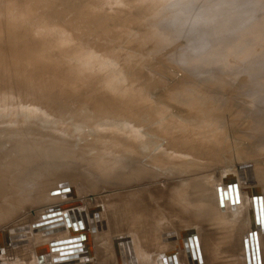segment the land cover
Here are the masks:
<instances>
[{"label": "bare ground", "instance_id": "6f19581e", "mask_svg": "<svg viewBox=\"0 0 264 264\" xmlns=\"http://www.w3.org/2000/svg\"><path fill=\"white\" fill-rule=\"evenodd\" d=\"M243 1L242 4L239 2L241 5L238 3L239 7L231 0L212 2L219 9L228 4L235 6L222 9L217 15L222 19L232 18L228 23L229 29L219 33L212 43L188 37L183 47L191 55L204 54L207 58L214 55L219 61L192 59V65H188L193 69L188 71H191L190 75L197 74V81L190 79L197 84L190 82L187 86L183 83L184 86L179 81L173 87L162 90V86L157 84L148 89L153 83H143L146 85L143 89L148 91L137 93L134 102L137 104L133 105L137 125L127 128L123 123L124 128H91L88 131L93 134L81 139L84 136L82 131V135L77 134L75 140L69 138L67 144L54 135L50 136L53 133L51 126L50 134L47 128V131L44 128H0V245L8 238V228L30 224L34 215L59 209L84 208L88 212L89 224L75 236H82V243L87 246L91 258L89 264H160L161 258L171 253L178 254L177 264H189V260L183 258L185 244L182 242L183 233L188 228L195 229L201 264H246L243 240L253 231H256L260 264H264V82L253 84L258 80L257 76L264 81V66H261L264 64L261 61L264 59V0ZM125 2L121 1L119 5L127 7ZM186 4L205 7L203 3L192 0L179 3L178 7L185 8ZM50 6L34 7L38 12L35 13V10L32 18L23 19L18 15L22 17L19 23L15 20L18 17L13 19L20 24V31L27 33L30 24L56 13L58 9L50 10ZM46 8L47 12H42ZM18 10L17 13H20ZM22 11L21 15L25 13L23 11L22 14ZM93 12L90 14L94 16ZM8 14L5 16L8 17ZM56 15L58 23L49 34L65 28L78 30V26L86 25L82 18L79 20L80 15L77 22L64 12ZM202 21H214V18L206 16ZM8 22L10 25L11 22ZM243 22L244 28L235 31L234 28H240ZM247 31L254 38L239 36V33L234 35ZM37 33L42 34L41 31ZM197 43L216 48L194 47ZM119 55L122 61L139 57L138 52H131L129 48ZM230 58L233 60L229 62ZM27 59V66L30 60L34 64L30 67L36 69L32 72L36 79L40 78L44 66L50 64V61L41 63L33 57ZM240 66L244 72H255V67L258 70L255 80L249 82L248 77L242 80L244 74L240 80L237 76L242 71ZM185 89L189 94L187 92L186 97L183 94L184 102L179 101L180 105L175 109L169 107L172 101H167V96H174V92L180 91L182 96ZM242 89L248 90L245 95ZM171 90L175 91L170 95L168 92ZM49 146L58 148H47ZM7 152L8 156L2 155ZM249 162H253L252 168H248ZM229 163L238 167L217 170V167L222 169ZM176 164H196L200 172L193 177L184 174L187 177L183 179L178 172L173 174V171H179L178 168L174 170ZM188 168L191 169L190 166ZM230 172L236 176V190L226 192L220 205L217 188L220 187L222 192L227 189L226 181L234 178ZM66 187L71 188L69 194L50 196L53 190ZM53 205L57 206L55 210L46 209ZM70 219L69 223H75L72 214ZM221 225L233 229V234L226 241L225 236L223 241H219V234L213 230ZM172 231L175 232V240L167 242L165 234ZM28 233L31 234V231ZM67 236L41 238L39 234H34L33 241L26 245L4 250L0 264H38V259L42 264L40 254L38 259L36 257L39 247ZM186 246L190 252L188 244ZM190 246L191 252H194L192 257L196 259L195 248L191 243ZM43 258L45 264H58V254L48 253Z\"/></svg>", "mask_w": 264, "mask_h": 264}, {"label": "rangeland", "instance_id": "374dc122", "mask_svg": "<svg viewBox=\"0 0 264 264\" xmlns=\"http://www.w3.org/2000/svg\"><path fill=\"white\" fill-rule=\"evenodd\" d=\"M11 1L0 0V14L3 12L0 16V22L2 18L5 20L2 22L5 26L0 23V128H25L27 130H29V128H47L49 134L51 130L53 132L50 136L54 135L58 137L60 140L65 141L64 144H67L70 139L73 140L74 138L75 140V137H77L76 135L80 134V132L82 133V131L84 136L80 138L85 139L88 134H93V132L88 131L91 128H124L122 125L123 123L127 125V128H131L135 126V124L137 125L136 108L133 110V107H135L133 105L137 104L134 103L135 100H137V93H143V91L146 92L148 89H153V86H156V84L159 85V87L162 86V90L173 87L177 83H180L179 81H181L182 85L187 83V86H190L189 84L191 83L195 84L196 82L193 83V81H197V74L193 76L190 75L191 71H188L192 65V59L194 58V61H207L210 59L214 61L219 60L217 59L218 57L215 58L214 55H211L210 58H207L204 54L191 55V53L184 49V42L188 37L189 39L191 37L192 40L197 41H215L214 39L218 38L216 36L219 35V33L226 32V30L229 29L228 23L232 20V18L222 19L221 17H217V15L222 9L227 10L235 6L239 7L244 2L243 0H231L232 3L238 4L241 2V4L239 3L240 5L233 6L231 3L232 5L228 4V6L225 5V7L221 6L222 8L219 9L218 6L214 7L212 5V2L215 0H192L196 3H203V5H205L204 8H198L197 4L193 6L187 5L188 3L185 8L178 7L179 3H186L188 0H164L163 3L161 2L163 0ZM121 1H126L127 7H121L119 5ZM36 5H44L47 7L51 5L49 7L50 10L52 9L54 11L56 8L58 10L55 14L40 18L32 25L30 24L31 26L29 25L27 33L21 32L20 24H16L15 22L17 21L15 20H18L17 23H19L22 17L23 19L34 17V11L36 10V13L38 9L42 8ZM20 9L25 12L21 10L24 16L21 15ZM29 9L32 10L31 14ZM214 9L217 10L215 11ZM3 10H7L6 13H9L8 15L10 18L9 16L6 17L7 14ZM16 10L20 13H17ZM43 10L42 12H47V8ZM92 10H94V12L96 11L95 13L93 12V14H95L94 16L92 13L90 14ZM27 11H29V15ZM97 11L99 12L97 13ZM58 12H64L66 15L69 14V16L74 18V22L78 21L80 15L79 20L82 18L81 21L86 25L84 27L78 26V28H80L78 30L65 28L56 33L49 34L58 23L56 20V14ZM26 13L27 16L25 17ZM18 15L22 17L20 18ZM85 15L91 17L88 16L87 19ZM206 16L213 17L214 21H202ZM14 17H18L19 19H15ZM177 18L179 20H177ZM10 19L14 21L15 24H13ZM8 21L11 22L10 25ZM173 24L176 25L174 26ZM244 24V22L241 23V27L238 29L234 28L235 31L244 28ZM170 26L174 27L171 28ZM10 30H13L12 33L6 35ZM38 31H41L42 34H38ZM237 33L240 34L239 36L243 35L250 39L254 38L252 35L249 36L248 31L245 34L236 32L234 35H237ZM226 35L228 36V34ZM202 45V43H197L194 47H200ZM128 48L131 52L139 53L138 59L130 57L125 61L121 60L119 54ZM202 48L213 49L216 48V46L203 45ZM28 57L40 60L41 63L50 61L48 66H44V71L40 75V78L37 77L36 79L33 76L34 74L32 72L36 71V69L30 67L34 65L31 63L30 59L29 67L27 66L28 63L25 64ZM118 58H120V60ZM232 60L233 58H230L229 62ZM261 61L264 63V59ZM262 62L260 63L262 64ZM125 64L127 65L125 66ZM260 65L258 67L264 66V64ZM185 66L188 67V69ZM192 69L191 67L190 70ZM240 70L238 69V72L240 71V75L242 76L239 75V72L237 75L239 79L240 77L242 78L244 74L245 77H243L242 80L244 78V80L249 78L248 81L255 80V74L256 71H258L255 67V72L253 70L244 72L243 67H241ZM251 72L254 74H251ZM246 74L249 75L246 76ZM191 76L193 77L191 78ZM190 79L195 80L190 81ZM256 79L258 80H255L253 84L258 85L260 82H264L260 80L259 76H257ZM141 82L142 85H139ZM143 83H148L150 85L153 83L152 88L149 86L150 88L147 87L148 89L145 88L146 90H144L143 88L146 85ZM250 84H252V82ZM164 85L167 86V88H165ZM139 88L140 90H138ZM174 91L171 90L168 93L171 95ZM245 91L242 89L241 92ZM182 92V96L181 91L177 93L174 92V96L173 94L172 96H167V101H172H169L171 105H167L175 109L180 105L179 101L183 103L185 100L183 94L186 97L188 90L185 89ZM188 94L187 96H189ZM245 94L246 92L244 95ZM170 97H173V100L177 99V102L171 100ZM172 103H176V105ZM248 105L250 104L248 103ZM128 113L130 115H127ZM128 116H131L133 119H131V117L129 119ZM49 126L52 128L51 130ZM47 129L45 130L47 131ZM54 130L55 132L58 131V133H55ZM57 134L60 135L58 136ZM63 138H66V140ZM80 138H77V140H81ZM47 148L56 149L58 147L49 146ZM2 155L8 156L9 152ZM238 162L240 163L239 160ZM176 165L177 166H173L174 170L178 168L179 171H173V174L178 172V176H181L183 179L189 175L194 176L195 173L200 172L196 164H187V166L186 164H183L184 166ZM252 165L253 162H249L248 168H252ZM188 166H190L191 169L188 168ZM235 167L237 168L238 165L229 163L228 166L222 169L217 167V170H234ZM230 173L232 176L236 177L233 172ZM184 174L187 176L184 177ZM77 187L78 186H75V188ZM4 226L5 225H3V227ZM222 226L223 225L219 226L218 229L215 228L217 226H214L215 229L213 230H216L214 232L217 233V235L219 234L217 237L219 241H223L224 239L226 241V238L233 234V229H230L231 227L227 225H224L226 228ZM222 228L223 231L221 230ZM224 229H228V231H224ZM241 233L243 234V231L239 233V236ZM222 252H225L224 248H222ZM224 256H226V253H224Z\"/></svg>", "mask_w": 264, "mask_h": 264}, {"label": "water", "instance_id": "95a60500", "mask_svg": "<svg viewBox=\"0 0 264 264\" xmlns=\"http://www.w3.org/2000/svg\"><path fill=\"white\" fill-rule=\"evenodd\" d=\"M227 189L221 191V188H217L218 200L220 205L224 199V194L234 192L236 190V179L235 177L226 181ZM71 191L70 187L60 188L50 192V196L55 197L59 195L69 194ZM227 192V193H226ZM232 199V197H231ZM238 203V201L236 202ZM233 205V203L231 202ZM56 205L47 207L46 209L55 210ZM263 209H264V199H263ZM63 210H65L64 213ZM70 214L73 215L75 223L69 220ZM89 224L88 212L84 208H73V209H59L54 212L45 213L42 215H34L32 217L31 223H23L6 230L7 240L4 244L0 245V256L4 250L7 248H18L20 246L26 245L27 242L33 241L34 234H39L41 238H50L58 235H68L64 239L45 243L39 247L36 257H41L42 264H45V257L48 253L58 254V264H89L90 256L88 248L84 243H82V236H75L78 233L81 234ZM31 231V234L28 232ZM195 229H185L183 233L182 242L186 245L188 244L190 252L183 247V258L189 262V264H201L199 249L197 247L196 233ZM175 232H168L165 234L166 241L172 242L175 240ZM187 243V244H186ZM193 244L195 248L196 259L194 252H191ZM7 246V247H6ZM244 256L246 264H260L256 231L248 233L247 238L243 240ZM48 250V251H47ZM191 256H190V255ZM37 257V259H38ZM178 254L171 253L166 257L161 258L160 264H177ZM38 264L39 259H38ZM179 263V262H178Z\"/></svg>", "mask_w": 264, "mask_h": 264}]
</instances>
